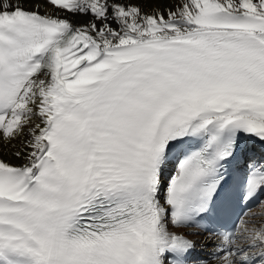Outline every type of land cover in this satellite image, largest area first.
I'll return each instance as SVG.
<instances>
[{
	"label": "snow or ice",
	"instance_id": "snow-or-ice-1",
	"mask_svg": "<svg viewBox=\"0 0 264 264\" xmlns=\"http://www.w3.org/2000/svg\"><path fill=\"white\" fill-rule=\"evenodd\" d=\"M0 264H264V0H0Z\"/></svg>",
	"mask_w": 264,
	"mask_h": 264
}]
</instances>
